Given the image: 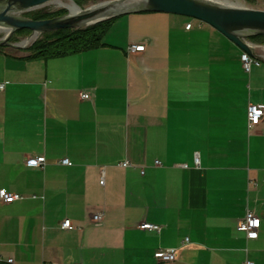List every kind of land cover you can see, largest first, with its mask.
I'll use <instances>...</instances> for the list:
<instances>
[{"label":"crops","instance_id":"obj_1","mask_svg":"<svg viewBox=\"0 0 264 264\" xmlns=\"http://www.w3.org/2000/svg\"><path fill=\"white\" fill-rule=\"evenodd\" d=\"M103 44L50 60L0 47V190L22 197L0 200V264H264V117L248 128L264 67L247 73L239 47L173 14L121 16ZM248 211L257 239L237 229Z\"/></svg>","mask_w":264,"mask_h":264},{"label":"water","instance_id":"obj_2","mask_svg":"<svg viewBox=\"0 0 264 264\" xmlns=\"http://www.w3.org/2000/svg\"><path fill=\"white\" fill-rule=\"evenodd\" d=\"M53 3L66 5L70 9H67L69 14L41 21L21 15ZM133 13H165L199 20L214 28L245 53L262 60V51L251 47L247 39L251 36H264V10L225 5L214 0H123L85 11L72 0H0V47L10 45L27 48L45 33L87 28ZM21 30L32 32L29 40L23 44L11 43L15 32Z\"/></svg>","mask_w":264,"mask_h":264},{"label":"trees","instance_id":"obj_3","mask_svg":"<svg viewBox=\"0 0 264 264\" xmlns=\"http://www.w3.org/2000/svg\"><path fill=\"white\" fill-rule=\"evenodd\" d=\"M80 8L86 4L85 0H73ZM250 1V0H247ZM67 11L60 10L49 12L45 9L31 11L25 14L26 18L41 21L56 17H63ZM121 17V16H120ZM119 17L95 24L93 26L78 30H59L40 35L26 49L31 55L30 58L57 59L74 54L92 51L103 47V40L111 28L113 22ZM32 34L30 30H21L15 32L10 42L18 41L19 37H28ZM249 41L264 45V36H251Z\"/></svg>","mask_w":264,"mask_h":264},{"label":"built area","instance_id":"obj_4","mask_svg":"<svg viewBox=\"0 0 264 264\" xmlns=\"http://www.w3.org/2000/svg\"><path fill=\"white\" fill-rule=\"evenodd\" d=\"M192 28V25L189 24L187 26V29L190 30ZM145 46L142 45H131L129 48V52L131 54H136L139 52H144ZM243 67L245 71L250 72L253 65L257 64L259 65V62L254 61L252 57L247 54L243 53L241 55ZM5 85L0 84V90H4ZM81 98L83 100H89L90 95L87 93L81 94ZM264 117V106L262 105H256V104H250L248 107V128L249 130L255 129L257 126H259L262 122V119ZM195 162L197 165L200 164V157L197 154L195 156ZM63 166H70L71 162L69 159H63L60 162ZM26 165L29 168H37V169H44L47 165V161L45 157H39V158H31L26 162ZM161 162L157 161L156 166H161ZM130 166L129 162L123 163V167L127 168ZM144 174V172H142ZM0 200L5 203V204H12L16 201L22 200L21 196L9 193L5 190H0ZM103 221V215H95L93 217V222L95 224H100ZM261 227V220L260 218L255 214L253 211H248L246 216L239 222L238 224V231L246 233L247 237L249 239H257L258 237V231ZM141 230L145 231H152V232H157L160 233L162 231V226L155 225V224H150V223H143L139 226ZM62 229L63 230H73L74 226L70 220H65L62 223ZM186 242H189L187 239ZM177 249L176 248H171V249H162L158 252L157 254V260L160 262H165V263H173L176 261L177 258ZM9 264H13V260H9ZM251 264V263H247Z\"/></svg>","mask_w":264,"mask_h":264},{"label":"rangeland","instance_id":"obj_5","mask_svg":"<svg viewBox=\"0 0 264 264\" xmlns=\"http://www.w3.org/2000/svg\"><path fill=\"white\" fill-rule=\"evenodd\" d=\"M73 1V0H72ZM86 1V4L84 5L83 8H81L82 10H87V9H90L92 7H95V6H99V5H102V4H106V3H111V2H116V1H123V0H85ZM220 1L221 3L223 4H228V5H239V6H242V7H246V8H250V9H256V10H264V0H250V1H247V0H218ZM74 2V1H73ZM229 2V3H228ZM75 3V2H74ZM76 4V3H75ZM77 5V4H76ZM78 6V5H77ZM41 9H45L51 13L53 12H57V11H60V10H65L67 11V14H69V11L65 8V7H59L57 6L56 4H49V5H46L45 7L41 8ZM41 9H38V10H41ZM25 14L26 13H22L21 15L23 17H25ZM65 15V16H66ZM188 20L198 24V23H201L203 25H205V23H202L201 21L199 20H196V19H191V18H187ZM208 25V24H206ZM209 26V25H208ZM84 28V27H83ZM82 28V29H83ZM218 32V31H217ZM222 35V34H221ZM223 36V35H222ZM224 38H226L225 36H223ZM29 40V36L28 37H19L18 38V41L16 42H11L13 44H23V43H26L27 41ZM226 40H228L226 38ZM231 44L237 46L236 44H234L233 42H231L230 40H228ZM238 47V46H237ZM22 52L24 53H28V51L26 49H22ZM259 65L263 66L264 67V62L263 61H260ZM218 68L217 66L213 67L212 69V72H218ZM226 71L228 73H231V74H240L242 71L238 68V66L234 65L232 62L230 63V67L226 69ZM247 72V71H246ZM248 73V72H247Z\"/></svg>","mask_w":264,"mask_h":264},{"label":"bare ground","instance_id":"obj_6","mask_svg":"<svg viewBox=\"0 0 264 264\" xmlns=\"http://www.w3.org/2000/svg\"><path fill=\"white\" fill-rule=\"evenodd\" d=\"M215 2H217V3H221L220 1H218V0H214ZM229 3V2H228ZM53 4H56L57 6H59V7H65L66 9H68L69 11H70V9L66 6V5H64V4H58V3H53ZM221 4H223V3H221ZM225 5H228V4H225ZM232 6H239V5H232ZM36 35H35V39H36Z\"/></svg>","mask_w":264,"mask_h":264}]
</instances>
